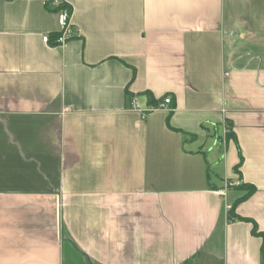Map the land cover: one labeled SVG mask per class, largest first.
Instances as JSON below:
<instances>
[{
  "label": "crops",
  "instance_id": "obj_1",
  "mask_svg": "<svg viewBox=\"0 0 264 264\" xmlns=\"http://www.w3.org/2000/svg\"><path fill=\"white\" fill-rule=\"evenodd\" d=\"M63 2L0 0V264H264V0Z\"/></svg>",
  "mask_w": 264,
  "mask_h": 264
},
{
  "label": "built area",
  "instance_id": "obj_2",
  "mask_svg": "<svg viewBox=\"0 0 264 264\" xmlns=\"http://www.w3.org/2000/svg\"><path fill=\"white\" fill-rule=\"evenodd\" d=\"M55 2L60 3L63 2V0H55ZM70 9L68 7H60L58 8V23L60 26V30L57 33L55 39H54V44L59 45L64 43L67 39L70 37L74 36L75 32H73V27L69 23V16H70ZM42 41L45 43H48V36L44 35L42 37ZM226 74V73H225ZM170 102V97L166 96L163 98L162 101L152 105L148 109H141L139 105L137 104L136 98L133 97L131 99V106L133 109H138L142 113L144 111H149V110H155V109H162L165 107L167 103ZM234 183L233 181L230 180H225L223 186L218 190L220 194L224 195L225 191L228 187L233 186ZM230 205H227L226 208L230 209Z\"/></svg>",
  "mask_w": 264,
  "mask_h": 264
},
{
  "label": "trees",
  "instance_id": "obj_3",
  "mask_svg": "<svg viewBox=\"0 0 264 264\" xmlns=\"http://www.w3.org/2000/svg\"><path fill=\"white\" fill-rule=\"evenodd\" d=\"M60 7H68L71 10V7L68 4H65L64 2H60L59 3V5L57 6V8H60ZM231 207H230V209H231ZM253 232H255V228L254 227H253Z\"/></svg>",
  "mask_w": 264,
  "mask_h": 264
}]
</instances>
